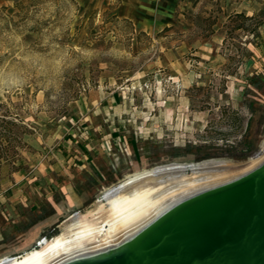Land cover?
<instances>
[{"label":"rangeland","instance_id":"rangeland-1","mask_svg":"<svg viewBox=\"0 0 264 264\" xmlns=\"http://www.w3.org/2000/svg\"><path fill=\"white\" fill-rule=\"evenodd\" d=\"M102 126L82 212L130 172L214 158L237 172L264 155V0H0V187L66 130ZM41 204L17 221L39 224L33 240L2 232L0 258L52 239L79 211L44 223Z\"/></svg>","mask_w":264,"mask_h":264},{"label":"bare ground","instance_id":"bare-ground-1","mask_svg":"<svg viewBox=\"0 0 264 264\" xmlns=\"http://www.w3.org/2000/svg\"><path fill=\"white\" fill-rule=\"evenodd\" d=\"M260 155L237 172L231 170V161L215 158L172 161L130 172L105 188L86 212L79 210L64 221L58 235L40 239L36 247L22 254L2 257L0 264H72L109 256L180 204L235 183L262 167L264 155Z\"/></svg>","mask_w":264,"mask_h":264},{"label":"water","instance_id":"water-1","mask_svg":"<svg viewBox=\"0 0 264 264\" xmlns=\"http://www.w3.org/2000/svg\"><path fill=\"white\" fill-rule=\"evenodd\" d=\"M72 264H264V165L180 204L120 251Z\"/></svg>","mask_w":264,"mask_h":264},{"label":"crops","instance_id":"crops-1","mask_svg":"<svg viewBox=\"0 0 264 264\" xmlns=\"http://www.w3.org/2000/svg\"><path fill=\"white\" fill-rule=\"evenodd\" d=\"M249 10L251 9H232V12L249 15ZM254 13L256 12L253 10L250 15ZM97 97L98 100L105 99V96L100 98V91ZM82 112L84 113L83 108ZM94 130L81 137L66 130L64 136L71 135L72 138L62 141L56 137L57 140L49 146V150L45 149L39 154V159L35 158L29 171L12 174L13 180L10 179L0 187V234L5 233V237L19 235L16 233L19 228L20 233L32 241L37 234L34 229L39 224L33 228L17 224V221L22 222L20 214H40L43 209L41 203H48L51 215L45 221L39 217L41 222L46 223L63 216L69 210H82L91 203L97 191L92 179L94 174L100 172L96 161L102 155L103 140L109 136L103 126ZM114 132L115 129L113 134L116 136ZM26 230L29 232L24 233Z\"/></svg>","mask_w":264,"mask_h":264},{"label":"trees","instance_id":"trees-1","mask_svg":"<svg viewBox=\"0 0 264 264\" xmlns=\"http://www.w3.org/2000/svg\"><path fill=\"white\" fill-rule=\"evenodd\" d=\"M240 16H241V17H243V18L245 17V15H244V14H243V15H242V14H240Z\"/></svg>","mask_w":264,"mask_h":264}]
</instances>
